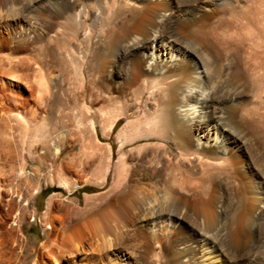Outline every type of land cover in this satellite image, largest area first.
I'll return each instance as SVG.
<instances>
[{
  "label": "bare ground",
  "instance_id": "6f19581e",
  "mask_svg": "<svg viewBox=\"0 0 264 264\" xmlns=\"http://www.w3.org/2000/svg\"><path fill=\"white\" fill-rule=\"evenodd\" d=\"M233 1L245 11L239 5L241 0ZM216 3L217 0H193L186 5L178 0H0L2 55L24 59L21 55L32 53L37 44L61 31L75 43L66 44L75 77L82 82L86 76L94 77V88L102 101L97 111L102 117L101 136L110 138L117 122L124 120L115 132L119 148L140 138L161 139L166 143L163 151L171 153L174 161L168 169L173 182L170 187L161 183L157 170H113L116 180L108 189L86 195L87 210L79 207L78 200H72V221L55 230L50 227L53 196L49 197L41 215L42 244L32 251L35 256L32 264H264L254 263L249 243L255 234L246 228L247 219L264 217V164L261 166L264 152L248 129L250 118L224 115L229 106L233 112L242 109L241 96L228 92L216 94L208 83L210 69L194 53V45L206 51L202 37L205 28L221 29L215 20ZM55 6L57 10L53 9L56 11L52 14L50 7ZM244 11L230 16L249 28L254 21ZM105 12L110 15L107 26L111 44L121 45L122 55L130 56L127 67L118 58L105 59V54H97L101 34L93 25L95 18ZM119 14L128 16L129 23L116 24ZM204 54L209 56L208 52ZM91 61L95 63L93 67ZM261 101L254 99L257 108ZM82 105L74 99L71 115L82 131L88 133L84 146L90 158L100 139L94 120L96 113ZM9 117L21 121L37 143L47 139L56 120L52 104L49 127L32 125L19 112L9 116L0 110V154L13 162L7 167L11 172L8 169L3 172L6 176L12 175L19 189L18 200L24 202L33 184L31 174L24 167L26 157L20 160L18 152L6 150L8 143L3 126L6 128ZM108 150L111 151L109 144ZM26 152L31 158V146ZM16 165L20 169L14 172ZM99 172L89 168L86 174L94 176ZM222 178L230 179L233 185L244 184L237 191L240 200L230 220L226 243L218 241L215 235L222 204V198L218 199L223 192ZM186 181L198 183L204 193H195L196 188L188 186ZM230 204L227 207L233 206ZM76 226L82 231L76 230ZM181 233L184 235L180 236ZM1 249L2 246L0 264H13L15 257L4 254Z\"/></svg>",
  "mask_w": 264,
  "mask_h": 264
},
{
  "label": "rangeland",
  "instance_id": "374dc122",
  "mask_svg": "<svg viewBox=\"0 0 264 264\" xmlns=\"http://www.w3.org/2000/svg\"><path fill=\"white\" fill-rule=\"evenodd\" d=\"M178 1L186 5L193 0ZM224 1L217 0L214 9L216 11L215 20L220 23L221 29L207 27L202 32L206 47L205 52H208L207 56H209L206 57L205 52L197 49L199 47L195 45L194 53L195 55L198 54L199 57L201 56L202 60H208L209 63L202 60L201 63L203 65L206 64L205 67L210 69V74H208V80L210 81L208 83L215 88V92H218L216 94H226L228 92L227 94H239L241 96L242 109L240 108V113L238 111L233 112V107L229 106L230 108L227 107V110L225 109L224 115L227 117L242 115L250 118L248 129L253 132L255 140L264 152V0H241L239 5L242 4L245 11L233 0ZM231 8L233 9L232 12L229 11ZM53 9L57 10V7H50L52 14L56 11H52ZM241 11H244V15L253 19L254 22L251 27L244 28L230 16L231 13H239ZM105 13H101L99 18L96 17L93 25L94 29L98 27L95 30L101 34L97 54L99 53L100 56L105 54V59L118 58L127 67L130 56L127 54L125 56L122 55L124 49L121 45L117 44L115 46L111 44L109 40V36H111L110 27H108L110 15L108 16L107 12ZM127 21H129L128 16L123 14L117 15L115 19L118 25L129 23ZM100 27L102 28L101 30L99 29ZM166 30L169 32L171 28ZM106 36L107 38L105 39L104 37ZM2 37L0 34V46L4 43L1 41ZM70 42L75 45L74 41H70L61 31H56L53 36L41 41L39 45L37 44L35 51L21 55L24 59H9L2 55L0 50V110L4 113L7 112L9 116H14V114L19 112L32 125L38 123L41 126L49 127V107L52 104L56 120L53 123L51 133L47 136V139L43 140V143H37L32 138L31 132L22 127L24 126L23 123L12 117L7 119L6 128L3 126V130L6 129L8 143L6 150L8 152H18L20 160H24L26 157L24 167L26 173L31 174L30 178L33 184L28 199L24 202H19L17 197L19 189L14 184L15 180L11 174V176H6L3 172L13 162L11 163L9 159L6 160L0 154V167H2L0 168V246H2L1 251L4 254L15 257L13 264H32L34 261L35 256L32 251L34 248L40 247L43 240L44 221L41 219V215L45 210L46 201L51 196H53V199L51 200L50 216L52 223L50 227L55 230L61 225H69L70 221H72L74 212L72 200H78L80 203L79 207L87 210L89 207H86L84 203L86 195L103 193L108 189L111 183L116 180L113 170L122 171L124 168L157 170L160 174L161 183L163 182L166 187L173 186L168 169L174 161L171 153L168 154V152L163 151L166 144L164 141L161 139L140 138L123 148H119V142L115 139V132L123 126L124 120L117 122L114 132L109 136L110 138L101 136L100 121L102 117L97 111L102 101L94 88V77L92 74L89 77L86 76V81L84 79V82L75 77L73 68L69 64L70 56L68 57L69 52L66 45ZM109 45L112 46L111 49ZM221 62L225 63V65ZM92 63L93 65L95 63L94 61L90 62V66L93 67ZM217 72H220V74ZM224 75L229 78L227 77V79ZM220 78L224 81L220 80ZM216 84L217 86H214ZM230 89L232 90L229 93ZM256 97L262 100L258 108V104L254 102ZM74 99L80 105L83 104L82 106H89L88 108L96 113L94 120L97 123L100 141H97L98 146L94 150L93 157L90 158L89 150L84 146L88 139V133L82 131L83 128L78 125L76 118L71 115ZM6 116L8 115L6 114ZM108 144L111 146V151L108 150ZM167 145L169 144L167 143ZM30 146L31 158L27 157L28 153L26 152V149ZM55 147L57 149L56 152ZM170 148L172 153H175L172 146ZM263 164L264 159L261 157V166ZM89 168L99 169L101 172L94 176H89L86 174ZM14 169L15 171H13L17 172L20 166L16 165ZM8 171L11 172L10 169ZM168 177L170 178L169 180H167ZM222 179L223 192L218 196L219 200L222 198L220 200V204H222L215 235L218 241L226 243L227 239L225 240V238H227L226 236L230 232L232 225L230 220H233L238 205L237 202L240 200L237 191L241 187L243 188L244 184H234V186L230 179ZM63 181L65 184L62 183ZM126 181L130 182L128 178ZM186 182L191 188H196L195 193L201 195L204 193V188L202 189L198 183ZM68 188H72V190L69 191L67 190ZM233 202H236V204ZM229 204L233 206L227 207ZM250 220H253V222ZM226 224H228V227ZM254 224L256 225L254 226ZM246 225H248L246 228L255 234L249 243L251 253L256 258H254V263H264V217L247 219ZM223 226L226 228H223ZM75 229L82 231L79 226H76ZM179 235L182 236L184 233ZM43 259H47L44 253Z\"/></svg>",
  "mask_w": 264,
  "mask_h": 264
}]
</instances>
